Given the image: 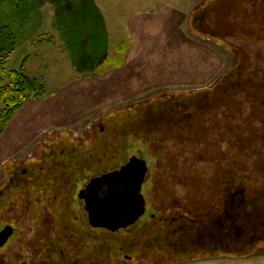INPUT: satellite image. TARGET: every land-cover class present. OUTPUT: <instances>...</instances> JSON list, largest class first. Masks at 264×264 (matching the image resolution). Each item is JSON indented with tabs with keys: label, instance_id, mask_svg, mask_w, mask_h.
Wrapping results in <instances>:
<instances>
[{
	"label": "rangeland",
	"instance_id": "374dc122",
	"mask_svg": "<svg viewBox=\"0 0 264 264\" xmlns=\"http://www.w3.org/2000/svg\"><path fill=\"white\" fill-rule=\"evenodd\" d=\"M184 1L0 0V49L10 54L2 86L9 84L8 73L19 70L24 62L21 72L44 87L39 99L27 92L2 128L0 187L8 182L11 170H38L43 165L41 156L61 154L70 146L87 149L93 132H107L109 124L123 122L121 116L107 122L108 116L125 110L127 119L133 118L146 107L143 112H149L154 101L165 100L171 93L177 95L163 109L167 114L172 105L171 113L155 124L148 119L147 129L138 134L140 139L130 133L119 163L106 161L104 166L113 171L131 156L145 160L148 171L141 192L146 212L163 206L167 211L192 214L203 201L186 185L187 180H214L220 170L235 171L228 169L232 162H240L239 180L249 191L264 186V176L253 173L264 160V96L257 89L264 83V0H207L175 20L176 33L182 24L184 42L208 46L209 54L218 58L215 62L220 70L209 83L176 82L179 76L173 74L174 66L168 68V60H157L159 51L164 58L171 54L161 42L165 44L173 35L161 20L154 24L144 20L138 26V57L119 70L112 62L126 60L131 38L127 26L137 11L145 13L148 7L165 4L184 10ZM120 43L125 46L123 51L116 49ZM231 71L232 80L215 95L208 93L197 110L183 102L182 93L210 90L223 73ZM180 111L189 113V118L181 117ZM63 138L68 142H61ZM9 161L14 163L5 167ZM18 246L16 241L12 249ZM222 250L226 251L223 255L237 252L236 248ZM262 251L264 245L253 253ZM124 264L157 263L143 257Z\"/></svg>",
	"mask_w": 264,
	"mask_h": 264
},
{
	"label": "trees",
	"instance_id": "16d2710c",
	"mask_svg": "<svg viewBox=\"0 0 264 264\" xmlns=\"http://www.w3.org/2000/svg\"><path fill=\"white\" fill-rule=\"evenodd\" d=\"M124 48L123 43L116 47L119 51H123ZM233 51H236V48ZM9 55V52L3 53L0 49V133L15 110L26 99L27 92L35 93L34 96L37 99L44 92V87L38 85L36 79H30L21 72L24 62L19 70H11L8 73L9 84L2 86V74L6 71V61ZM105 59L108 57L106 56ZM112 62L117 67L121 64L116 59ZM233 73V71L223 73L210 90L182 93L184 95L183 102L192 104L197 110L203 106L204 100H207L208 93L215 95L223 89L225 83L232 80ZM263 84L260 83L257 87L260 96H264V89L261 90ZM175 95L177 94L171 93L165 100L157 99L151 104L149 112H143L144 110L147 111L148 107H146L142 111H137L135 117L130 119H127L125 110L108 116L107 122H114V116H121L119 121L122 120L123 122L121 124H109L107 132H93L87 140V142H92V145L87 149L82 145H77L79 149L74 154L85 155L87 159L91 156L93 159L90 160L91 170L95 173L107 169L104 167L106 161L109 165L114 162L118 164L123 153L122 149L126 147L123 142L127 141L129 134L132 133L136 139H140V133L148 127V119L150 123L152 121L154 124L159 120H164L165 116L173 110L172 105H170L167 114L164 113L165 102L170 98H175L173 97ZM181 115L184 119L189 118V113L182 112ZM185 138L178 140L183 141ZM198 140L200 141V139ZM61 142H68V140L63 138ZM118 143L121 144L117 145ZM119 146L120 149H117ZM70 153L73 154L67 149L62 153L65 155L63 170L68 171L67 176L74 179L83 162L67 158V154ZM13 163L14 161L6 162L5 167ZM239 163H229L228 169L230 167L235 168V171L227 172L225 170V172H221L220 170L214 180L211 179L212 177L201 178V181L195 177L187 180L186 185L189 184L194 195L198 198L202 197L203 201L196 205L195 211L191 212L192 214L167 211V207L163 206L150 212L153 216H146L138 225L137 240L141 246V254L136 260L145 257V260L152 263L179 264L187 260L226 254L222 248H236L235 254L248 255L255 252V248L263 246L264 186L259 190L249 191L247 184L240 183L239 178H242V172ZM83 166L87 168L86 163ZM192 167L194 168V165ZM253 173L264 176V160L258 163ZM233 181H236V184ZM200 205L202 209H199Z\"/></svg>",
	"mask_w": 264,
	"mask_h": 264
},
{
	"label": "flooded vegetation",
	"instance_id": "af4514ba",
	"mask_svg": "<svg viewBox=\"0 0 264 264\" xmlns=\"http://www.w3.org/2000/svg\"><path fill=\"white\" fill-rule=\"evenodd\" d=\"M65 149L73 152L67 158L83 162L74 179L63 170L62 150L61 154L41 156L43 165L38 170H11L8 182L0 187V232L11 228V234L0 245V264H124L141 254L137 240L141 218L112 231L107 224L121 222L122 216L107 215V202L100 205L106 210L104 214L90 217L86 209L88 184L109 170L95 173L91 156L87 159L74 154L79 147ZM113 186L105 181L100 197L107 201V191ZM145 215L153 216L148 212ZM16 241L19 246L12 249Z\"/></svg>",
	"mask_w": 264,
	"mask_h": 264
},
{
	"label": "crops",
	"instance_id": "0c3cea01",
	"mask_svg": "<svg viewBox=\"0 0 264 264\" xmlns=\"http://www.w3.org/2000/svg\"><path fill=\"white\" fill-rule=\"evenodd\" d=\"M206 1L207 0H187L186 1L187 9H185L184 7V10H182L179 7L180 5H177V7H174V6L165 4L161 6L160 5L156 6L155 8L148 7V9H144L145 13L142 9L140 11L141 13L137 11L138 15L133 16L132 21H129V24L127 26L129 29L128 32L130 33L131 38L129 39L130 48L127 49V54L125 53L126 60H123V62L119 65V67H116V68H118L119 70V68L121 69L123 66L128 65L127 63L128 61H130L131 59L135 57H138L137 55L138 51L135 46L137 45L136 44L137 39L140 40L138 31H137V28L140 25V23L146 20L151 23L153 22L154 24L158 20H161L164 26L163 28L169 27L171 29L170 32L171 34L173 33V35L170 40L169 39L166 40L165 44L161 42L163 47H166L167 51H169L171 54L168 56V58H164V56L161 54V51H159L157 54V60L158 61L163 60V59L168 60L169 61L168 68L170 66H174L172 72L175 76H179L178 80H175L176 82H193V83H199V84L209 83L215 77V75L218 74V71L220 70V68L217 69L216 62H215L217 61L216 59L218 58H214L213 54H209L210 52H212V49L209 48L208 46H204L202 48V45H200L196 41L193 42L192 40L191 41L188 40L189 42H184V39L186 36L181 29L182 24L179 27H177L178 29L177 33L175 30V27H176L175 20L176 19L184 18L186 16V14H184L185 12L192 10V8L195 7L197 4H201ZM183 2L185 1L182 0L181 3ZM161 50H165V49L163 48ZM189 50L193 51L192 55L190 54ZM220 64L221 63H219V66H221ZM188 67H190L189 70H185V68H188ZM131 69L132 68H130L127 71L130 72ZM125 78H126V75L124 76V79ZM12 122L13 120L9 123V126H8L9 128L11 127ZM8 135H11V134H8ZM8 135H5V138ZM13 139L11 142H13ZM11 146L15 147L14 143L11 144ZM179 264H264V251L257 252V253H251L248 255H237V254L216 255L212 257H203V258H197L193 260H187Z\"/></svg>",
	"mask_w": 264,
	"mask_h": 264
},
{
	"label": "water",
	"instance_id": "95a60500",
	"mask_svg": "<svg viewBox=\"0 0 264 264\" xmlns=\"http://www.w3.org/2000/svg\"><path fill=\"white\" fill-rule=\"evenodd\" d=\"M147 171L148 167L144 159L131 156L118 169L92 178L88 184L89 196L86 198V209L89 216L106 213V210L101 208L100 205L104 206L107 202V215L111 217L122 216L121 222L107 224L108 229L115 231L137 222L146 212L145 199L141 189ZM105 181L114 184V189L107 191V201L105 197L99 195L100 188ZM91 194H93V197H91ZM10 234V227L0 232V245L7 240Z\"/></svg>",
	"mask_w": 264,
	"mask_h": 264
}]
</instances>
